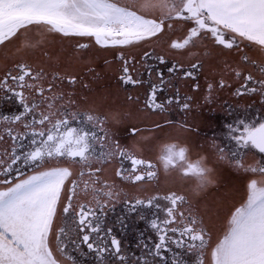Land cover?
Returning a JSON list of instances; mask_svg holds the SVG:
<instances>
[{
  "label": "snow or ice",
  "instance_id": "obj_1",
  "mask_svg": "<svg viewBox=\"0 0 264 264\" xmlns=\"http://www.w3.org/2000/svg\"><path fill=\"white\" fill-rule=\"evenodd\" d=\"M93 49L114 50L122 103ZM211 62L205 105L246 107L225 102L195 163L178 143L153 157L166 130L199 132L170 114ZM130 217L150 234L125 243ZM0 264H264V0H0Z\"/></svg>",
  "mask_w": 264,
  "mask_h": 264
},
{
  "label": "flooded vegetation",
  "instance_id": "obj_2",
  "mask_svg": "<svg viewBox=\"0 0 264 264\" xmlns=\"http://www.w3.org/2000/svg\"><path fill=\"white\" fill-rule=\"evenodd\" d=\"M114 50H103V49H93L92 52L89 54L91 58L95 60L94 67L96 68L97 72L101 74V81L97 86L99 90H107L108 92L112 93V97H110V102H114L116 104H120L123 102L124 93L117 92V67L118 61L115 60V57L112 55ZM107 57L109 61L113 62L111 68L104 63V59ZM29 60L33 63L39 61L44 62V58L42 56H30ZM81 67L79 61H71L68 65L69 71H78ZM216 65L214 62L205 65V69L203 74L200 76L199 83L202 86L200 93H192L190 86H186L181 84L180 87L183 91L188 92L196 97L192 111L187 115L184 116L183 114L179 113L178 111L173 112L170 114V118L175 121H183L186 120L190 125L196 126L199 128V132L196 133H189L187 136L177 135L175 132H171L166 130L164 133L160 134L159 140L156 141V146L152 149L151 155L153 157L160 154V148L165 143H178L182 146L190 147V160L191 162L195 163V161L199 158V153L201 152L202 146L206 145V138L211 137L213 134H216L219 138L222 133V126L226 120H230L231 117L228 115L224 105L225 102L228 101L232 104L233 108L237 112H242L244 107H246L245 102L241 101L240 105H236L229 94L227 92L221 93L212 104L205 105L204 100L202 98L203 91H204V84L206 81L207 76L209 75L210 70L215 69ZM131 94L139 93L141 96L144 94V89H130ZM199 105V107H197ZM133 116H135L134 110L132 111ZM121 139L127 143H131V141L127 137V133H118ZM159 172H158V180L160 187L159 191L163 192L167 189V186H170L173 182V177L171 174L166 173L163 169V165H159ZM222 170L219 171V179L221 181V191L224 188L236 186L231 184L230 182H222L221 175ZM227 172H231L228 169H225ZM232 173V172H231ZM234 174V173H233ZM190 181L194 184L196 178L189 177ZM153 189L150 188L149 191L151 192ZM214 192V191H213ZM209 195L207 198L209 201L217 195ZM116 213H121V207L118 206L116 209ZM128 223L131 226L128 233H126L127 239L125 243L135 238V233L131 231V228H134L137 232L143 231L145 235L150 234V229L147 225L143 222H138L135 217H130L128 219Z\"/></svg>",
  "mask_w": 264,
  "mask_h": 264
},
{
  "label": "rangeland",
  "instance_id": "obj_3",
  "mask_svg": "<svg viewBox=\"0 0 264 264\" xmlns=\"http://www.w3.org/2000/svg\"><path fill=\"white\" fill-rule=\"evenodd\" d=\"M220 178H221L222 182H230L231 184H234L236 186L240 185L239 178L231 172H228V171L226 172L225 169L222 170V175ZM214 194H215V192H213V191L209 192V195H211V196ZM237 199H238V197H237ZM209 200H210V198H209Z\"/></svg>",
  "mask_w": 264,
  "mask_h": 264
}]
</instances>
